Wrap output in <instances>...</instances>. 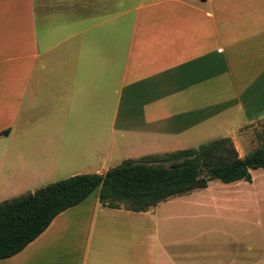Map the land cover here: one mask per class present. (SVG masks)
Here are the masks:
<instances>
[{
  "label": "crops",
  "instance_id": "crops-1",
  "mask_svg": "<svg viewBox=\"0 0 264 264\" xmlns=\"http://www.w3.org/2000/svg\"><path fill=\"white\" fill-rule=\"evenodd\" d=\"M259 123L264 0H0V202L213 139L244 157ZM191 194L142 212L90 196L0 264H264V244L257 260H193L179 236L195 246V230L170 213Z\"/></svg>",
  "mask_w": 264,
  "mask_h": 264
},
{
  "label": "trees",
  "instance_id": "trees-1",
  "mask_svg": "<svg viewBox=\"0 0 264 264\" xmlns=\"http://www.w3.org/2000/svg\"><path fill=\"white\" fill-rule=\"evenodd\" d=\"M8 130L2 134L5 135ZM260 145L240 157L229 138L197 148L127 159L102 174H78L0 202V259L14 256L37 238L61 212L94 192L109 208L147 211L169 198L224 184L251 182V171L264 168V129Z\"/></svg>",
  "mask_w": 264,
  "mask_h": 264
},
{
  "label": "rangeland",
  "instance_id": "rangeland-1",
  "mask_svg": "<svg viewBox=\"0 0 264 264\" xmlns=\"http://www.w3.org/2000/svg\"><path fill=\"white\" fill-rule=\"evenodd\" d=\"M263 129L264 123H259L251 130L248 128L246 148H249V152L260 145L256 135ZM242 147L244 145L241 146V149ZM260 172L261 170L259 169L254 171V179L250 183L238 181L233 184H224L214 180L208 183L206 191L204 189L195 190L189 193H193L190 196L179 199L178 208L180 210L177 212L170 211V213L171 216L183 215L185 219L182 226L187 230L189 228H194L195 230V246H191L193 243L188 241L191 237L189 231H186V235L179 236L181 239L186 240L187 245L184 246L186 251L192 253L189 255L193 256V260L240 258L248 248L250 250L247 251V258L251 260L258 259L259 253L261 254L258 248L261 249L262 244H264V232L259 230L258 227V204L256 202ZM95 195H97V192H94L91 196ZM205 195L209 197L220 196L222 199L229 198L233 202L222 203L218 206L219 208H216L214 204H209L205 202L206 200L201 199L205 198ZM247 197H251V202L246 200ZM199 201H202V204ZM237 207L246 208V210H236ZM221 246H227L228 248H221Z\"/></svg>",
  "mask_w": 264,
  "mask_h": 264
}]
</instances>
